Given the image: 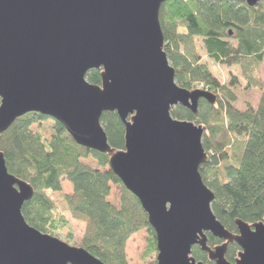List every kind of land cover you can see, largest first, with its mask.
<instances>
[{
	"label": "water",
	"instance_id": "1",
	"mask_svg": "<svg viewBox=\"0 0 264 264\" xmlns=\"http://www.w3.org/2000/svg\"><path fill=\"white\" fill-rule=\"evenodd\" d=\"M168 0H0V134L30 112L61 122L79 145L108 154L109 166L140 201L156 234L158 264H264V222L217 218L200 172L206 127L174 118L199 113L207 89H187L165 51L160 21ZM251 7L264 0H239ZM101 70L102 83L86 75ZM117 112L125 146L116 150L101 119ZM34 187L9 172L0 151V264H105L83 247L31 226L22 208ZM212 234L224 242L208 244ZM240 251L235 262L230 244Z\"/></svg>",
	"mask_w": 264,
	"mask_h": 264
},
{
	"label": "trees",
	"instance_id": "2",
	"mask_svg": "<svg viewBox=\"0 0 264 264\" xmlns=\"http://www.w3.org/2000/svg\"><path fill=\"white\" fill-rule=\"evenodd\" d=\"M160 21L177 82L190 90L202 86L217 95L214 104L202 99L197 115L182 105L172 109L174 118L206 127L203 145L209 160L201 165L200 172L215 193V215L233 233L238 232V219L249 224L264 222V83L255 67L260 68L264 62V3L251 7L239 0H168L161 7ZM202 50L218 64L243 70L248 87L253 85L261 93L257 106L250 104L242 109L236 105L238 81L233 78L228 84L222 82L204 60ZM250 65H254L256 76L247 74ZM86 78L100 85L101 70H90ZM47 119L54 121L49 139L32 129L33 124ZM101 122L110 145L123 149L125 125L118 113L104 112ZM0 151L9 172L35 189L33 198L22 208L31 226L60 235L69 225L70 220L58 211L54 198L66 179L73 186L72 193L64 196L67 210L86 225L81 247L105 264H128L127 242L146 228L148 257L157 252L148 215L110 168L109 155L76 143L61 122L40 113H27L0 134ZM88 157L97 161V168L82 161ZM113 185L122 187L120 206L109 201ZM208 236L210 247L224 242ZM67 238H74L72 230ZM239 251L238 244H230L227 259L233 262ZM192 254L198 261L215 264L198 245Z\"/></svg>",
	"mask_w": 264,
	"mask_h": 264
},
{
	"label": "rangeland",
	"instance_id": "3",
	"mask_svg": "<svg viewBox=\"0 0 264 264\" xmlns=\"http://www.w3.org/2000/svg\"><path fill=\"white\" fill-rule=\"evenodd\" d=\"M199 47V45H198ZM203 55L204 60L208 62L211 67V71L220 78V80L224 83H230V80L234 78L235 81H238L236 85L235 92L238 96V100L236 105L242 109H245L250 106H257L258 101L261 97L260 91L251 85L248 87L249 80H246L245 74L239 66H227L224 64H218L211 60L205 53V51H200ZM257 73L264 83V62L261 64V67L258 68ZM247 74L256 76V73L253 71L254 65L247 66ZM200 89H204L202 86L198 87ZM196 88V89H198ZM194 90V89H193ZM32 129L34 131H40L44 134V136L49 139L54 132V121L52 119H47L41 121L39 123H35L32 125ZM85 164L97 168V161L93 157H88L82 160ZM73 186L72 184L66 180H62V191L60 193H56L54 198L57 203L58 211L62 214L66 215V217L70 220V223L67 227H65L60 235L51 234L62 241L67 242L72 246H80V241L84 234L85 223L83 221L76 220L72 217L70 212L67 210V203L64 200L65 194L72 193ZM123 196V190L120 185H113L111 190V195L109 197V201L112 202L115 206H120L121 197ZM71 228V229H70ZM69 230L74 232V238H67ZM148 236L149 232L146 228L141 229L137 233H135L130 240H128L126 245V254L128 264H154L157 262L158 249L157 252L153 253L148 257ZM238 256V254H237ZM236 256V258H237ZM231 262V261H230ZM235 260L233 261V263Z\"/></svg>",
	"mask_w": 264,
	"mask_h": 264
},
{
	"label": "flooded vegetation",
	"instance_id": "4",
	"mask_svg": "<svg viewBox=\"0 0 264 264\" xmlns=\"http://www.w3.org/2000/svg\"><path fill=\"white\" fill-rule=\"evenodd\" d=\"M222 244V243H221ZM220 245V244H219ZM215 247V246H214Z\"/></svg>",
	"mask_w": 264,
	"mask_h": 264
},
{
	"label": "bare ground",
	"instance_id": "5",
	"mask_svg": "<svg viewBox=\"0 0 264 264\" xmlns=\"http://www.w3.org/2000/svg\"><path fill=\"white\" fill-rule=\"evenodd\" d=\"M206 132V131H205ZM238 233V232H237Z\"/></svg>",
	"mask_w": 264,
	"mask_h": 264
}]
</instances>
